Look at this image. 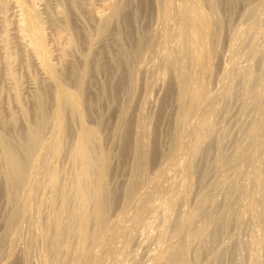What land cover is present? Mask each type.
Returning <instances> with one entry per match:
<instances>
[{
	"label": "bare ground",
	"instance_id": "bare-ground-1",
	"mask_svg": "<svg viewBox=\"0 0 264 264\" xmlns=\"http://www.w3.org/2000/svg\"><path fill=\"white\" fill-rule=\"evenodd\" d=\"M137 262L264 264V0H0V264Z\"/></svg>",
	"mask_w": 264,
	"mask_h": 264
},
{
	"label": "rangeland",
	"instance_id": "rangeland-1",
	"mask_svg": "<svg viewBox=\"0 0 264 264\" xmlns=\"http://www.w3.org/2000/svg\"><path fill=\"white\" fill-rule=\"evenodd\" d=\"M154 98H155V100H156L157 96H155ZM140 263H141V262H140ZM140 263H139V262H137V264H140ZM141 264H142V263H141Z\"/></svg>",
	"mask_w": 264,
	"mask_h": 264
}]
</instances>
